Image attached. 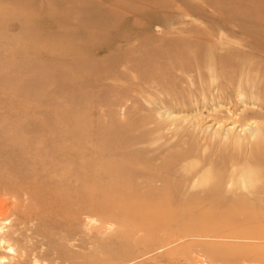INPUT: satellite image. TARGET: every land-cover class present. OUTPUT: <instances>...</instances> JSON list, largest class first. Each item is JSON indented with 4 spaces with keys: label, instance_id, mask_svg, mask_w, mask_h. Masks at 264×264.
<instances>
[{
    "label": "rangeland",
    "instance_id": "rangeland-1",
    "mask_svg": "<svg viewBox=\"0 0 264 264\" xmlns=\"http://www.w3.org/2000/svg\"><path fill=\"white\" fill-rule=\"evenodd\" d=\"M221 1L0 0V264H264V11Z\"/></svg>",
    "mask_w": 264,
    "mask_h": 264
},
{
    "label": "bare ground",
    "instance_id": "bare-ground-1",
    "mask_svg": "<svg viewBox=\"0 0 264 264\" xmlns=\"http://www.w3.org/2000/svg\"><path fill=\"white\" fill-rule=\"evenodd\" d=\"M212 1V0H211ZM233 1V9H234V13L236 14H247L248 17H256V15H258V12L259 10H262L264 11V0H231ZM236 1L240 4L236 5L234 7V5L236 4ZM221 4H225V5H231V3L227 2V0H222L221 1ZM217 7V5H216ZM221 7V5H220ZM263 18H256L257 21L258 20H261V21H264V16H262ZM255 19V20H256ZM227 62V61H226ZM218 65V70L219 72L221 73V75L224 74L223 72V66L225 64L224 60H218V62L216 63ZM256 74H259L258 76H260V79L264 76V72L263 70H258ZM264 80V79H263ZM122 175L121 173H118V176ZM118 176H115V177H108V178H118ZM75 178H79L78 176H75ZM232 191V190H230ZM149 195L147 196L148 197H151L153 194L152 191H150V189H146V192L145 190L143 192L140 193V196H146V195ZM116 197H119V198H128L127 195H126V192H118L115 194ZM143 198V197H142ZM1 204V203H0ZM2 205V204H1ZM3 207V206H2ZM0 208V209H3V208ZM92 209V208H91ZM3 211V210H2ZM242 214H246L248 213V209L246 207L242 208ZM8 248V247H7ZM12 248V247H11ZM11 252V251H10ZM15 258V257H14ZM5 261V260H4ZM17 264V263H16Z\"/></svg>",
    "mask_w": 264,
    "mask_h": 264
}]
</instances>
